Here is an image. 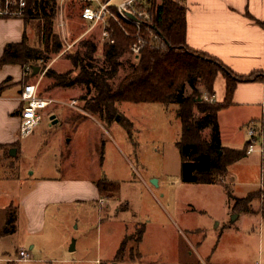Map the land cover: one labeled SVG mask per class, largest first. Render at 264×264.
I'll use <instances>...</instances> for the list:
<instances>
[{"label":"rangeland","instance_id":"obj_1","mask_svg":"<svg viewBox=\"0 0 264 264\" xmlns=\"http://www.w3.org/2000/svg\"><path fill=\"white\" fill-rule=\"evenodd\" d=\"M127 1L112 0L111 6ZM81 3L59 0L54 32L62 49L44 52L32 67L21 66L27 84L37 85L40 96L53 103L41 111L33 134L21 138L16 170L7 173L15 180L0 184V212L6 211V202L18 206L19 197L36 182L73 180H89L95 187L100 182L104 191L98 195L111 210L101 212L94 200L50 205L44 230L37 235H29L22 217L14 235L0 238V264H264V223L236 211L250 200H261L262 193L237 199L234 208L227 186L182 183L177 105L122 103L118 116L127 125L118 119L108 124L84 110L83 99L92 97L84 86H54L52 75L79 74L69 57L82 51L85 41L97 46L89 65L103 63L102 27L92 28L80 19ZM37 33L33 23L27 44L43 52ZM125 61L137 63L132 53L120 59ZM34 68L38 71L33 75ZM128 71L127 65L120 68L113 85ZM224 84L218 75L215 99ZM201 92L205 98L203 88ZM185 95H191L189 88ZM73 101L74 108L69 106ZM194 114L200 116L196 108ZM210 134L206 129L201 137L209 140ZM30 245L35 249L30 251ZM20 250L31 261L14 263Z\"/></svg>","mask_w":264,"mask_h":264},{"label":"trees","instance_id":"obj_2","mask_svg":"<svg viewBox=\"0 0 264 264\" xmlns=\"http://www.w3.org/2000/svg\"><path fill=\"white\" fill-rule=\"evenodd\" d=\"M58 2L59 0H27L21 20L26 27L35 24L43 52L30 47L24 35L21 43L6 46L0 59V68L7 64L32 67L34 62L42 60L44 52L56 53L62 49L58 35L54 32ZM81 4L80 19L91 26L81 17L83 9L91 4ZM135 5L140 12L149 16L148 20L142 19L139 30L140 36L148 43L143 46L137 63L120 62L124 55L131 54L130 48L136 42L134 35L138 32L137 27L121 18L118 23L109 20V30L115 43L104 45L102 66L89 65L88 62L94 60L97 46L91 41H85L81 45L82 51L69 57L72 66L79 69V74L75 78L65 74L52 75L54 86H84L88 95L92 93L88 101L83 99L84 110L108 124L118 119L120 123L127 125L126 120L118 116L117 106L122 103L177 105V117L182 124V133L177 142L182 183L220 184L227 175L229 166L243 159L247 149L235 151L222 147L217 115L232 105L238 83L262 81L264 73L254 72L248 76H238L217 59L189 49L186 45V0H136ZM111 10L117 14V7L111 6ZM151 35L158 37L162 44L158 47L150 45ZM125 65L129 67L128 73L114 86L113 81L119 69ZM218 75H222L225 80V98L222 103H211L209 100L214 98V83ZM29 78L28 76L27 79ZM2 88L1 86L0 91ZM186 88L191 90L190 96L185 95ZM201 88L207 94L205 98ZM194 108L200 114L199 117L195 116ZM206 129L211 130L209 140L201 137ZM261 129L264 130V117ZM97 188L100 193L104 191L100 182ZM238 202L235 199L234 208H238ZM251 202L252 200L248 201V205L236 211L249 213ZM14 224L13 214L8 219L4 234H13ZM144 232V229L139 231L138 243L142 241ZM122 251L120 250L118 257L122 255Z\"/></svg>","mask_w":264,"mask_h":264},{"label":"crops","instance_id":"obj_3","mask_svg":"<svg viewBox=\"0 0 264 264\" xmlns=\"http://www.w3.org/2000/svg\"><path fill=\"white\" fill-rule=\"evenodd\" d=\"M186 10V45L189 49L217 59L238 76L264 73V0H186ZM28 28L21 19L0 20V59L7 45L21 43L24 35L28 37ZM26 85V73L21 66L7 64L0 68V87H3L0 91V184L15 180L7 173L16 170L15 161L21 153L20 116L24 103L20 97ZM224 98L225 84L222 94L211 100L222 103ZM263 117L264 80L238 83L232 105L217 115L224 149L248 150V129L252 128L258 134L253 152L247 154L246 150L243 159L230 165L220 185L227 186V192L234 199L262 193L261 200L252 201L246 214L258 217L261 223H264ZM12 150L16 151L15 156L10 155ZM98 192L89 180L36 182L19 197L18 206L6 202L9 204L6 211L0 212V238L14 235L22 217L29 235L40 234L50 205L94 200L101 212L108 213L111 209L107 200ZM100 205H106L108 209H102ZM13 214L15 232L6 235L4 230ZM29 249L34 250L35 245H30ZM18 262L19 252L14 263Z\"/></svg>","mask_w":264,"mask_h":264},{"label":"built area","instance_id":"obj_4","mask_svg":"<svg viewBox=\"0 0 264 264\" xmlns=\"http://www.w3.org/2000/svg\"><path fill=\"white\" fill-rule=\"evenodd\" d=\"M65 1V0H63ZM80 2H88L91 5L83 9L81 17L84 21L91 24V27L101 26V40L104 45H113L115 43L112 38V33L109 30V20L119 22V18L137 27L138 32L134 35L136 42L131 46L130 51L135 59L141 53L143 46L148 43L140 36V28L142 19L148 20L149 16L145 12H140L136 5V0H129L117 7V14L111 10L112 0H76ZM27 6V0H0V20L6 19H21L24 15ZM128 14L133 15L136 20L128 17ZM62 26V25H60ZM124 30V29H123ZM125 31V30H124ZM127 34V33H126ZM128 35V34H127ZM149 44L158 47L162 41L158 37L151 35ZM68 48L70 46L68 45ZM27 68V71H30ZM20 100L24 103L23 110L20 116V134L22 137L29 136L41 121V111L47 109L53 101L42 98L38 92V86L28 84L24 87ZM76 102H71L70 107L75 106ZM256 131L252 128L248 129L250 142L248 145L247 154L253 152L257 137ZM103 201H101V204ZM19 261H31L30 254L24 250L19 251Z\"/></svg>","mask_w":264,"mask_h":264},{"label":"water","instance_id":"obj_5","mask_svg":"<svg viewBox=\"0 0 264 264\" xmlns=\"http://www.w3.org/2000/svg\"><path fill=\"white\" fill-rule=\"evenodd\" d=\"M128 17H130V18L133 19V20H136V18H135L133 15H131V14H128ZM33 70H34V73H33V75H34V74L37 73L38 68H34ZM10 155L15 156V155H16V151H15V150H12V151L10 152ZM235 218H237V217H235ZM73 250H74V242H73V247H72L71 251H73Z\"/></svg>","mask_w":264,"mask_h":264}]
</instances>
